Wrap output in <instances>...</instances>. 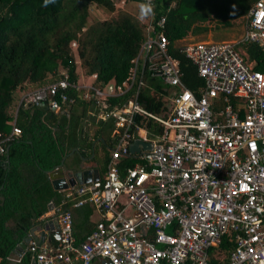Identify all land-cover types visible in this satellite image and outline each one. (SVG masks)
I'll return each instance as SVG.
<instances>
[{"label":"built area","instance_id":"2783aa9c","mask_svg":"<svg viewBox=\"0 0 264 264\" xmlns=\"http://www.w3.org/2000/svg\"><path fill=\"white\" fill-rule=\"evenodd\" d=\"M243 20L235 42L201 40L182 48L202 80L193 87L159 30L142 43L123 86L71 81L61 69L59 79L22 94L19 104L47 101L57 112L73 102L68 88L82 89L92 100L89 114L115 123L102 176L68 184L60 203L48 202L44 233L27 234L34 264H264V72L242 46L264 51V0H255ZM164 21L156 25L163 28ZM145 69L168 86L158 113L139 100ZM132 88L123 103L108 107V97ZM20 132L13 121L0 138V154ZM135 140L150 147L139 143L131 151ZM124 157L131 166H119ZM69 202L88 203L98 214L80 241ZM50 234L58 238L51 241Z\"/></svg>","mask_w":264,"mask_h":264},{"label":"trees","instance_id":"16d2710c","mask_svg":"<svg viewBox=\"0 0 264 264\" xmlns=\"http://www.w3.org/2000/svg\"><path fill=\"white\" fill-rule=\"evenodd\" d=\"M116 1L120 0H50L47 4L44 0H0V138L11 129L19 91L59 79L61 69L69 80H79L76 56L85 76L93 78V85L101 87L113 80L123 86L130 79L142 43L159 30L168 39L167 53L177 61L184 82L190 87L202 83L182 51L186 44L201 40L189 39L183 44L181 39L188 32L193 36L207 32L209 22L230 25L244 17L255 0H152L149 9L141 0H121L144 5L149 28L145 20L125 10L102 20L90 17V4L113 12ZM161 17L165 19L163 28L156 25ZM242 46L256 59L254 68L264 72V51L253 44ZM144 74L139 100L158 113L168 86L146 69ZM133 90L108 97V107L123 103ZM66 93L73 102L65 111H53L47 101L20 103L17 108L14 123L21 132L0 154V264H30L29 250L19 261L8 257L41 222L48 202L56 204L62 199V191L52 186L50 171L58 166L81 170L85 161L101 176L106 168L115 142L114 120L91 116L92 100L82 89L68 88ZM132 163L131 157H124L119 166ZM70 204L65 207L71 211L73 233L80 241L94 226L89 219L92 207Z\"/></svg>","mask_w":264,"mask_h":264},{"label":"rangeland","instance_id":"374dc122","mask_svg":"<svg viewBox=\"0 0 264 264\" xmlns=\"http://www.w3.org/2000/svg\"><path fill=\"white\" fill-rule=\"evenodd\" d=\"M119 10H125L127 12H131L136 15L141 21L145 20L148 21V16L144 18L143 10L141 8L140 3L135 2H124V1H116L115 2V9L113 12H108L101 7L95 6L94 4L89 5V13L92 19H105L109 18L112 15H115L116 12ZM243 18V17H242ZM242 18L233 20L230 25L222 26L215 22L207 23L208 31L202 33L198 36H193L190 32L186 34L185 37L181 39V43L185 44L189 39L192 40H205V41H230L235 42L237 41L242 33H243V25L244 20ZM72 47H74V43H72ZM76 61V72L79 76V82H85L91 84L93 82V78L91 76H85L77 56L75 57Z\"/></svg>","mask_w":264,"mask_h":264},{"label":"water","instance_id":"95a60500","mask_svg":"<svg viewBox=\"0 0 264 264\" xmlns=\"http://www.w3.org/2000/svg\"><path fill=\"white\" fill-rule=\"evenodd\" d=\"M143 106H145L143 104ZM139 143L143 144L144 147H150L149 143L141 142V140H135L130 145L131 151L138 150ZM49 178L51 179V183L54 189H64L67 187L68 184L74 183H83L89 182L91 180H96L99 177L98 170L94 169H83V170H76V171H67L62 168V166H58L56 169L49 172ZM51 240L58 238L57 234H50ZM41 242V241H40ZM26 243L24 241L19 242L18 245L15 246V249L21 250L24 248ZM31 264H34V261H31Z\"/></svg>","mask_w":264,"mask_h":264},{"label":"crops","instance_id":"0c3cea01","mask_svg":"<svg viewBox=\"0 0 264 264\" xmlns=\"http://www.w3.org/2000/svg\"><path fill=\"white\" fill-rule=\"evenodd\" d=\"M31 89H33V88H31ZM31 89H28V90H31ZM25 91H19L18 93H17V100H16V105H15V107H14V111H13V119H12V122L15 120V116H16V111H17V108H18V106H19V100H20V97L22 96V94L24 93ZM101 151L100 152H98V154H99V157H100V155H101ZM88 166H89V163L87 162V161H85V162H83L82 163V167H84V168H82L81 170H83V169H90V168H88ZM63 168V167H62ZM64 170H67V171H72V170H70L69 168H63ZM97 169V168H96ZM98 170V169H97ZM98 173H99V171H98ZM99 176H101L100 174H99ZM51 180V179H50ZM60 190H62V189H60ZM50 201H52V200H50ZM53 202V201H52ZM60 203V202H59ZM56 204H58V203H56ZM92 207V206H91ZM49 208H50V206H49V204L47 205V209H46V211H48L49 210ZM45 211V212H46ZM45 212L43 213V215L41 216V222L39 223V224H37L36 226H34L30 231H28V233H31V232H33V233H44V231H45V216H44V214H45ZM97 217H98V214L95 212V211H93V208H92V212L90 213V216H89V219L92 221V222H95V220L97 219ZM27 233V234H28ZM47 233V232H46ZM26 234V236L24 237V239L22 240V241H24L25 243H26V238H27V235ZM48 234V233H47ZM76 237V236H75ZM49 238H50V235H49ZM41 240V239H40ZM50 240H51V238H50ZM51 241H53V240H51ZM25 250H27V248H26V246L24 247V248H21V250L19 251V250H17V249H13L12 250V253H11V255L8 257V259L9 260H11V261H13V262H15V261H19L20 260V258H21V256H22V254H23V252L25 251ZM31 261H32V257H31ZM31 261H30V264H31Z\"/></svg>","mask_w":264,"mask_h":264},{"label":"clouds","instance_id":"9594fccd","mask_svg":"<svg viewBox=\"0 0 264 264\" xmlns=\"http://www.w3.org/2000/svg\"><path fill=\"white\" fill-rule=\"evenodd\" d=\"M45 4L49 3L50 0H44ZM141 8L143 9L144 8V5H141Z\"/></svg>","mask_w":264,"mask_h":264}]
</instances>
